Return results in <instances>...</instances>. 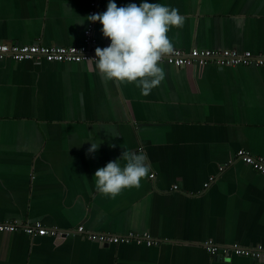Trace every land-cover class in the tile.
<instances>
[{"label": "crops", "instance_id": "crops-1", "mask_svg": "<svg viewBox=\"0 0 264 264\" xmlns=\"http://www.w3.org/2000/svg\"><path fill=\"white\" fill-rule=\"evenodd\" d=\"M153 2L185 17L168 33L174 49L264 53V0ZM107 3L0 0V43L80 46L93 25L106 47L86 17ZM160 64L164 79L142 96L94 61L0 60V222L73 233L0 232V264H264V175L236 159L242 149L264 157V67ZM123 150L144 154L149 173L115 197L99 194L95 171ZM79 227L147 233L155 244L102 243ZM207 242L262 252L213 255Z\"/></svg>", "mask_w": 264, "mask_h": 264}, {"label": "clouds", "instance_id": "clouds-1", "mask_svg": "<svg viewBox=\"0 0 264 264\" xmlns=\"http://www.w3.org/2000/svg\"><path fill=\"white\" fill-rule=\"evenodd\" d=\"M86 20L102 25V36L110 41L104 48L97 47L94 58L88 59L94 61L96 70L106 80L133 83L142 96H148L165 77L160 61L174 51L168 33L181 26L185 17L176 7L153 0L119 7L115 0H108L105 11L90 14ZM98 148L99 142H93L87 152L96 153ZM148 173L144 154L123 150L120 157L95 171V189L101 195L115 197L125 189L138 187Z\"/></svg>", "mask_w": 264, "mask_h": 264}, {"label": "built area", "instance_id": "built-area-1", "mask_svg": "<svg viewBox=\"0 0 264 264\" xmlns=\"http://www.w3.org/2000/svg\"><path fill=\"white\" fill-rule=\"evenodd\" d=\"M95 10L90 14H95ZM85 44L80 46H45V45H16L0 43V60L11 58L15 61L24 60H46L48 62H74L80 63L90 61L94 58L95 49L100 47L94 39L93 25H90L85 32ZM104 48V47H100ZM168 61L176 67H186L190 65L205 66L213 64L218 67H239V66H256L264 67V53L253 54L249 51L238 52L235 50H210V49H192L189 52L174 49L170 54L163 57L160 62ZM236 159L250 165L255 171L264 175V157H256L245 150H239L236 153ZM153 178L154 175H151ZM208 186V184L206 185ZM175 189H178L177 186ZM22 231L30 237L53 235L58 238L67 237L70 231H61L60 229H48L41 222L25 223L22 221L0 222V232H18ZM76 233L84 234L83 227H79ZM88 238L102 243L109 244H131L151 246L155 244V240L147 233H129L127 235H110L85 233ZM205 247L213 254L217 255L220 251L226 254H237L242 256H252L259 258L261 249L249 250L239 245L218 246L212 242H207Z\"/></svg>", "mask_w": 264, "mask_h": 264}, {"label": "water", "instance_id": "water-1", "mask_svg": "<svg viewBox=\"0 0 264 264\" xmlns=\"http://www.w3.org/2000/svg\"><path fill=\"white\" fill-rule=\"evenodd\" d=\"M232 254L230 253L229 256H231ZM218 259V256L216 257ZM221 259V257H220ZM223 259V258H222ZM258 261H263L264 260V255H262L259 259H257Z\"/></svg>", "mask_w": 264, "mask_h": 264}]
</instances>
